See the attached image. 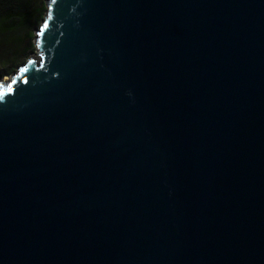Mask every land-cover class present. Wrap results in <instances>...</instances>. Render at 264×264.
Segmentation results:
<instances>
[{
    "label": "water",
    "instance_id": "obj_1",
    "mask_svg": "<svg viewBox=\"0 0 264 264\" xmlns=\"http://www.w3.org/2000/svg\"><path fill=\"white\" fill-rule=\"evenodd\" d=\"M44 5L0 77V264H264V0Z\"/></svg>",
    "mask_w": 264,
    "mask_h": 264
},
{
    "label": "trees",
    "instance_id": "obj_2",
    "mask_svg": "<svg viewBox=\"0 0 264 264\" xmlns=\"http://www.w3.org/2000/svg\"><path fill=\"white\" fill-rule=\"evenodd\" d=\"M45 0H0V77L15 71L35 48L33 32Z\"/></svg>",
    "mask_w": 264,
    "mask_h": 264
},
{
    "label": "rangeland",
    "instance_id": "obj_3",
    "mask_svg": "<svg viewBox=\"0 0 264 264\" xmlns=\"http://www.w3.org/2000/svg\"><path fill=\"white\" fill-rule=\"evenodd\" d=\"M33 51H34V50H33ZM33 51H32L31 53H33ZM31 53H29V54H28V56H29ZM28 56H27V57H28ZM9 74H10V73H9ZM9 74H7V75H4V77H5V76H6V77H8V76H9Z\"/></svg>",
    "mask_w": 264,
    "mask_h": 264
},
{
    "label": "snow or ice",
    "instance_id": "obj_4",
    "mask_svg": "<svg viewBox=\"0 0 264 264\" xmlns=\"http://www.w3.org/2000/svg\"><path fill=\"white\" fill-rule=\"evenodd\" d=\"M44 27L46 28V27H47V25H45ZM10 90H11V89H9V91H10Z\"/></svg>",
    "mask_w": 264,
    "mask_h": 264
}]
</instances>
